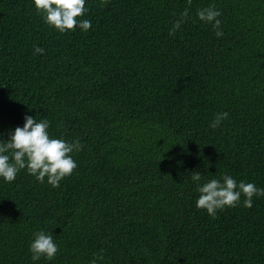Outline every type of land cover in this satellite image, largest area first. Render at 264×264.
Wrapping results in <instances>:
<instances>
[{
  "label": "trees",
  "instance_id": "16d2710c",
  "mask_svg": "<svg viewBox=\"0 0 264 264\" xmlns=\"http://www.w3.org/2000/svg\"><path fill=\"white\" fill-rule=\"evenodd\" d=\"M209 5L219 38L196 18ZM85 7L90 28L61 34L30 0H0V132L28 114L83 145L58 187L23 169L0 181V264H88L101 251L99 264H264V195L210 216L190 180L264 188V0ZM38 229L58 245L50 261L30 259Z\"/></svg>",
  "mask_w": 264,
  "mask_h": 264
},
{
  "label": "clouds",
  "instance_id": "9594fccd",
  "mask_svg": "<svg viewBox=\"0 0 264 264\" xmlns=\"http://www.w3.org/2000/svg\"><path fill=\"white\" fill-rule=\"evenodd\" d=\"M30 3L42 22L61 34L73 31L74 27L83 33L91 26L90 20L80 18L87 11L86 0H30ZM188 15V9L185 8L172 22L168 29L169 36L180 28ZM220 15V11L211 5L196 11V18L210 25L217 38L223 35ZM34 51L44 50L37 46ZM227 116V112L214 114L209 127L216 128ZM49 127L46 118L37 120L32 115L25 114L22 126H16L8 132H0V137L7 136L6 139L0 138V181L12 182L23 169L37 182L47 183L55 188L63 178L72 174L77 166L72 153L79 152L83 145L78 139L69 141L51 135ZM190 174V180L195 184V191L198 193L194 202L195 207L204 210L210 216H215L218 210L236 207L241 196L244 197L243 206L250 208L253 196L264 195V188H258L252 182L237 181L225 173H221L219 179L213 177L207 180H202L199 171H192ZM57 250L58 245L53 240L52 232L38 229L32 233L28 244L32 261L41 258L50 261ZM103 259L102 251L93 253L88 264H99Z\"/></svg>",
  "mask_w": 264,
  "mask_h": 264
}]
</instances>
